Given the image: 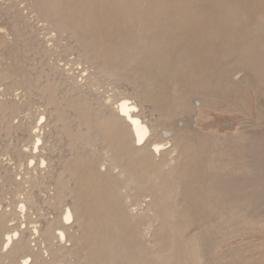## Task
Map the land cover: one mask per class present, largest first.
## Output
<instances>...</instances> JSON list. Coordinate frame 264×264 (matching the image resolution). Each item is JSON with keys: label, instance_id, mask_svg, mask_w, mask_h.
<instances>
[{"label": "rangeland", "instance_id": "1", "mask_svg": "<svg viewBox=\"0 0 264 264\" xmlns=\"http://www.w3.org/2000/svg\"><path fill=\"white\" fill-rule=\"evenodd\" d=\"M35 1L39 11L28 10L30 23L37 37L47 41L49 66L80 82L102 66L122 69L126 83L102 78L98 92L103 96L122 94L139 102L140 96L128 87L138 81L142 99L158 104L150 103L156 112L178 116L189 110L190 93L210 91L203 116L190 112L189 120L204 134L217 133L220 138L188 143L178 182L173 183L180 190L173 199L163 198L159 217L147 209L154 187L129 190L100 180L82 188L86 196L91 193L87 200L94 215L110 217L130 240L134 254L125 264H264V0H48L51 22L40 12L46 0ZM62 21L94 50L101 61L98 66L79 60L76 52L62 53L67 39L54 27ZM4 26L11 31L10 24ZM146 44L153 46L152 53L145 51ZM11 45L5 58L15 57ZM131 50L142 55L131 62ZM146 75L158 77L154 88H149ZM5 91L2 86L0 99L25 100L18 86L13 95ZM23 119H32L30 111L14 122ZM111 146L117 149L118 143ZM0 159L7 161L8 156ZM107 159L100 157L95 169L104 173ZM80 164L83 170L87 166ZM17 171L20 178L26 169ZM84 171H79L81 179L93 176ZM189 189L193 191L186 193ZM11 198L7 195L3 205ZM131 213L140 216L137 223ZM90 248L83 245L78 250L81 257H88ZM43 253L52 259L46 250ZM110 264L123 263L116 254Z\"/></svg>", "mask_w": 264, "mask_h": 264}, {"label": "bare ground", "instance_id": "2", "mask_svg": "<svg viewBox=\"0 0 264 264\" xmlns=\"http://www.w3.org/2000/svg\"><path fill=\"white\" fill-rule=\"evenodd\" d=\"M48 2L40 12L51 22ZM21 3L26 4L23 9ZM28 10L39 11L35 0H0V86H5L8 95L17 86L25 92L23 102L0 99V158L8 156L9 162L0 159V264H56L58 259H65V264H110L116 254L125 264L134 254L129 251L130 240L117 231L110 217L94 215L87 200L91 193L86 196L82 188L89 185L86 182L100 180H112L129 190L154 187L156 193L147 209L158 216L163 198L173 199L180 190L173 183L178 182L188 143L208 136L213 141L220 138L217 133L204 134L189 120L190 112L203 116L210 91L190 93L189 110L178 116L156 112L150 105H156L153 101L142 99L138 81L129 82L128 87L140 96L139 102L122 94L105 97L98 92L102 78L126 83L122 69L102 66L97 73L82 76L80 82L52 68L47 62V41L34 33ZM54 27L67 39L61 47L63 54L72 51L92 66L101 63L72 25L62 21ZM11 43L15 57L5 58L3 53ZM153 50L146 44L147 53ZM141 55L131 50L127 57L132 62ZM144 79L154 88L158 77L146 75ZM173 91L178 93L177 88ZM26 111L32 119L15 123ZM111 142L118 143L117 149ZM100 157H108L104 173L95 169ZM81 161L87 165L84 170L92 172L91 178L81 179L79 171L85 172ZM21 168L26 171L18 178ZM7 195L12 196L10 204L3 205ZM168 213L174 217L172 211ZM139 217L130 215L134 223ZM75 229L78 234L71 231ZM67 242L72 245L65 246ZM85 244L91 251L81 257L78 250ZM44 250L51 260L44 257Z\"/></svg>", "mask_w": 264, "mask_h": 264}]
</instances>
